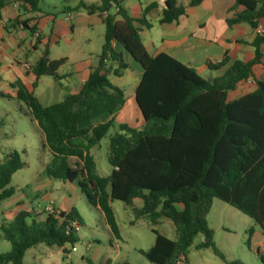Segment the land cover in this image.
Segmentation results:
<instances>
[{"label": "trees", "instance_id": "trees-1", "mask_svg": "<svg viewBox=\"0 0 264 264\" xmlns=\"http://www.w3.org/2000/svg\"><path fill=\"white\" fill-rule=\"evenodd\" d=\"M199 1L190 0L188 5L195 6ZM10 2L17 4L18 15L5 29L19 25L35 37L34 46L40 44V30L32 23L35 18L26 16L41 12L39 0H0V9ZM235 3L243 10L228 17V25H264V0ZM112 6L114 12L110 13ZM151 6L143 10L140 19L132 17L121 0H99L98 4L77 0L73 8L63 7L60 13H97L104 23L97 64L81 89L45 105L21 81H15L11 84L14 96L0 92V98L17 101L19 111L42 133L43 147L50 153L45 176L75 183L87 202L103 214L114 238H118L111 208L114 200L131 209V222L143 219L152 226L153 243L139 250L150 263L176 264L180 256L186 259L200 235L202 240L196 249H210L227 264H244L226 259L218 250L206 216L213 199H219L251 218L264 233V80L254 79V90L228 99L230 91L252 77L256 66L263 65L264 35L255 34L250 60L228 63L229 58L224 56L217 64L207 62L210 70L228 65L221 75L204 79L194 68L164 52L146 51L140 31L150 26L144 15ZM184 13L185 7L177 0H165L160 22H174ZM124 53L140 69L134 88V101L143 121L139 128L113 124L125 97L108 75L121 76L130 67ZM49 55L45 43L28 68L34 76L32 89L42 76L55 82L62 78L58 68L66 59H51ZM110 128L115 129L108 138L111 170L102 176L95 171L90 149ZM23 165L15 150L8 151L0 161V202L14 194L10 181ZM162 219L173 223L174 239L154 228ZM81 224L83 219L75 206L61 210L58 218L21 208L10 221L0 224V238L10 244L8 251L0 253V264H24L26 251L40 243L55 246L66 255L70 252L67 244L72 248L77 242L76 227ZM247 232L245 244L249 247L253 229ZM256 254L264 264V252Z\"/></svg>", "mask_w": 264, "mask_h": 264}, {"label": "rangeland", "instance_id": "rangeland-1", "mask_svg": "<svg viewBox=\"0 0 264 264\" xmlns=\"http://www.w3.org/2000/svg\"><path fill=\"white\" fill-rule=\"evenodd\" d=\"M39 1L42 10L58 11L61 6V0ZM80 13L75 16L77 28H83L85 25L86 14L82 10ZM60 14L58 12V17ZM68 31L66 28H58L50 36L48 47L51 58H58L60 54L68 51V42L65 39ZM84 31L80 34L77 32L79 35L78 44L85 51H89L93 45L85 43ZM43 34L45 41H48L46 37L49 35V27L43 29ZM94 38H96L95 34ZM56 40L58 43H55ZM207 73L199 71L198 75L204 79L212 78V75ZM124 90L125 103L114 117L115 122L129 123L132 122L131 119L133 120V115L138 110L128 88L124 87ZM61 93L57 83L49 76H42L38 87L34 89V95L45 105L61 100ZM114 131V128H110L106 136L92 148L96 164L95 171L99 175L106 174L110 169L107 161L108 138ZM12 150L19 153L24 165L12 175L10 186L14 187V194L0 202V224L10 221L21 207L23 210L37 204L43 207L49 199L55 201L57 209L63 210L62 199L65 197L71 205L75 206L83 219V224L76 227L75 250L72 251L71 246L67 244L70 250L69 257L55 246L49 247L40 243L26 251L23 258L24 264H89L88 260L93 264L106 261L108 264H152L139 253L140 249L145 250L152 244L154 237L151 232L152 226L147 222V224L131 222L133 220L131 209L123 202L114 200L111 202V208L118 227V238H114L103 214L87 202L75 183L48 180L44 174V168L49 161L50 153L46 147H43L37 127L28 116L19 111L15 101L0 98V161L4 159L8 151ZM42 184H44L46 194L44 195V191H41L40 194L34 195ZM20 201L23 202L19 204ZM135 202L136 204L140 203L139 200ZM16 208L18 209L16 210ZM206 220L214 232L215 245L226 258H234L244 264H261L259 260L257 262L251 258L245 247L242 249L240 247L247 238V231L251 227H255L251 218L225 202L213 199ZM154 228L168 238L173 239L175 236L174 225L169 219H162L161 223ZM200 239L201 236H197L194 244L189 248L188 260L192 264H223L210 249L196 250L195 245L199 243ZM9 248V242L0 238V253L8 251Z\"/></svg>", "mask_w": 264, "mask_h": 264}, {"label": "crops", "instance_id": "crops-1", "mask_svg": "<svg viewBox=\"0 0 264 264\" xmlns=\"http://www.w3.org/2000/svg\"><path fill=\"white\" fill-rule=\"evenodd\" d=\"M84 1L94 4L99 3V0ZM189 1L177 0L179 5L185 7V13L178 20L171 23L160 22L165 0H121V4L136 19H140L143 10L152 5L144 15L145 19L150 23V26L140 31L142 44L149 54L164 52L184 65L194 68L197 73L199 71L208 72L207 74H211L212 77L221 75L228 64L220 69L210 70L206 67L207 62L217 64L224 56L229 58L228 63L236 59L247 61L252 58L253 47L251 46V42L255 37L254 28L246 23L228 25L226 21L228 17H234L237 13L241 12L243 10L242 6L236 5L235 0H200L195 6H189ZM76 3L77 0H61V6L58 11L41 9V12L26 15L35 18L32 23L38 26L42 36L40 44L35 46V37L31 36L21 26L18 25L14 28L5 29L8 21L18 15L17 4L10 2L0 9V92L13 97L15 88H12L11 84L15 81H21L34 94V89L38 87L42 77L38 79L37 86L32 89L31 84L34 76L26 66L29 68L33 65L34 61L41 54L43 45L49 43L50 36L58 28H66L69 30L67 36H65L68 42V51L60 54L58 58H51L50 56L51 59H66L65 63L58 68V73L62 78L59 82H56L62 92L61 97L63 98L68 94L76 93L81 89L89 72L97 64L98 55L103 43L104 23L102 16L99 14H87L84 10L82 11L86 15L83 28H77L75 23V16L81 14L80 10L76 12L67 11L61 13L58 17V12L63 7L73 8ZM108 12L113 13L114 7H110ZM67 13H71L70 18H67ZM46 27H49V35L46 37L48 41H45V35L43 34V29ZM83 30H85V43L87 45H93V48L89 51H85L78 44L79 35H77V32L80 34ZM94 34L96 38H94ZM55 43H58V40ZM262 51L263 65L256 66L252 77L239 83L234 90L230 91L228 93V99L237 98L240 95L254 90L256 87L254 79L264 80V44L262 45ZM123 58L126 63H129L130 67L121 76H114L110 73L108 78L112 84L123 90L124 97V87H127L129 93L134 98V88L139 81L140 69L130 61L126 53L123 54ZM114 66L115 64H113ZM8 101L15 100L11 98ZM15 102L18 105V102ZM131 121L125 124L136 128L141 127L143 121L139 110L137 113H134L133 120L131 119ZM32 123L35 125L34 122ZM120 123L123 122H115L114 117L113 124L117 125ZM38 132L43 142L42 133L39 130ZM92 148L90 149V154L94 159ZM110 170L111 168L104 175L109 174ZM43 185L35 191L34 195L40 194L41 191H44V195L46 194ZM21 202L23 201H20L19 204ZM48 202L54 203L55 201L49 199ZM62 204L63 211L69 210L73 206L66 197L62 199ZM21 208L23 209V207ZM136 222L147 224L143 219H138ZM251 228L253 232L250 235L249 247L245 242L240 247L241 249L245 247L246 252L250 254L251 258L258 262L259 259L256 251L264 252V233L256 224L255 227ZM153 240L154 237L152 243ZM66 256L69 257L70 253L66 254ZM221 261L223 264H227L223 260ZM179 264H192V262L186 256V259H183Z\"/></svg>", "mask_w": 264, "mask_h": 264}, {"label": "built area", "instance_id": "built-area-1", "mask_svg": "<svg viewBox=\"0 0 264 264\" xmlns=\"http://www.w3.org/2000/svg\"><path fill=\"white\" fill-rule=\"evenodd\" d=\"M71 13H67V18H70ZM254 32L257 35H264V25L262 23H259L255 28ZM28 69V66H26ZM27 211L39 215V214H44V215H53L55 218H58L60 215V210L56 208L53 202H47L43 207H41L39 204L36 206H31L26 209ZM72 251L75 250V247L71 248ZM183 261V257L180 256L179 259L176 261V264H179Z\"/></svg>", "mask_w": 264, "mask_h": 264}]
</instances>
